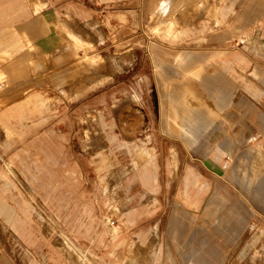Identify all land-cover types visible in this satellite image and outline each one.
<instances>
[{"label":"rangeland","instance_id":"rangeland-1","mask_svg":"<svg viewBox=\"0 0 264 264\" xmlns=\"http://www.w3.org/2000/svg\"><path fill=\"white\" fill-rule=\"evenodd\" d=\"M253 1L226 0L223 6L232 11L225 18L218 14L216 22L193 11L181 19L180 10H175L170 15L185 21L188 32L174 39L166 34L164 14L151 10L152 0H19L23 11L10 20L18 32L23 28L29 33L34 47L51 54L68 47L74 51L67 52L60 66L45 60L44 69L35 71L37 55L11 65L0 62L10 86L0 91V104L7 96L32 93L60 99L56 115L29 129L9 148L3 146L6 135L0 127V172L11 184L4 197L17 213L23 203L28 205L27 224L38 238V244H26L0 217V264H167V260L189 264V259L197 262L198 258L207 264H264V190H257L254 178L259 160L254 148L264 141V123L240 144H217L207 153L170 136L162 122L164 99L155 57L159 51L220 53L225 59L244 58L248 74L254 71L263 77L257 31L264 29V23H249L243 32L232 28L244 8L256 4ZM108 16L114 17L112 32L97 26ZM92 58L100 61L77 78L85 83L82 89H71L74 81L70 79L66 93L53 85L52 73ZM253 81L264 90L260 79ZM98 111L115 123L114 131L121 139L150 135L156 152V192L136 184L132 191L144 192L143 197L125 203L124 194L116 188L118 175L107 174L109 202L104 203L94 172L95 153L107 145L94 121ZM170 150L176 167L167 186L164 163ZM189 169L208 184V190L200 194L198 213L187 221L188 231L178 241L170 224L181 214ZM71 170L73 176L68 175ZM259 177L264 180L263 171ZM212 192L222 201L211 207L209 222L201 214ZM133 206L137 212L126 215Z\"/></svg>","mask_w":264,"mask_h":264},{"label":"crops","instance_id":"crops-1","mask_svg":"<svg viewBox=\"0 0 264 264\" xmlns=\"http://www.w3.org/2000/svg\"><path fill=\"white\" fill-rule=\"evenodd\" d=\"M225 2L226 0H152L151 10L164 14L166 34L176 39L188 32V25L180 18L171 16V12L180 10L181 19L188 11L204 13L205 17L216 22L218 14L225 18L232 11L231 7L223 6ZM253 2L256 4L247 5L236 17L232 24L233 30L241 29L243 32L249 23L254 25L259 22L261 25L264 23V4L261 7V0ZM262 2L264 3V0ZM22 11L23 5L19 0H4L0 3V62L11 65L18 59L37 55L39 60L34 71L44 69L45 60H51L56 67L66 62L67 52L74 51L71 47L52 54L46 53L33 46V38L25 29L21 28L19 32L17 31L15 22L10 19ZM115 18L118 21H124L122 15H116ZM112 19L114 17L108 16L97 26L101 25L108 32H112L114 30ZM97 26L93 29L95 30ZM95 32L101 37L102 33L99 30ZM257 35L261 38L259 51L264 57V29L262 27L261 31L258 29ZM219 54L196 51L184 54L159 51L155 54L164 99L162 122L165 132L170 136L183 139L205 153L210 152L217 144L221 146H228L233 142L240 144L249 139V136L264 123V111H262L264 104H261L264 90L253 81L257 78L264 83V76L260 78L254 71L248 74V62L244 58L225 59ZM99 61L95 58L77 60L72 65L52 73L51 81L55 87L66 93L67 81L73 80L71 89L78 91L85 83L77 78L88 73L91 64L99 63ZM8 79L9 76L0 71L1 92L9 90ZM59 101L58 97H49L40 93L7 96L0 104L4 106L0 109V127L6 135L4 148H9L15 139H22L28 134L29 129L40 126L56 115V105ZM94 121L101 128L107 142L106 146L95 153L98 160L94 165V172L102 185L104 203L107 205L109 202V189L104 183V175L107 174L118 175L116 188L124 194L122 200L125 203L135 199L140 200L143 197L144 192L132 191L136 184H139L142 189H147L152 193L156 192L158 190L154 176L157 171L156 152L150 135H145L143 138H119L114 131L115 123L109 122L103 111H98V116L94 118ZM123 129L125 132L128 131L125 127ZM246 131L249 133L248 136H245ZM219 151L217 154L220 153ZM254 151L259 155L254 178L257 190L262 193L264 180H260L259 176L261 171L264 172V141L257 144ZM25 152L28 154L29 149ZM16 158L24 168L27 167L25 161H22L18 155ZM31 163L38 165L36 159H32ZM175 167L174 152L170 150L165 155L164 163L167 186L170 185ZM68 175L73 176L74 171H69ZM10 186L5 175L0 172V217L26 244L36 245L38 238L27 224L28 205L23 203L19 208L20 212L17 213L4 197ZM207 190L208 184L201 182L198 175L189 169L184 176L182 191L184 200L179 206L181 214L173 217L170 224L171 232H176L174 236L176 240L181 241L187 233V221H191L198 213L202 202L200 194ZM111 194V196L115 195V191L113 190ZM221 201L217 193L212 192L201 216L210 222L213 215L211 207L217 203L221 204ZM137 210V206H133L126 215H132ZM232 215H234L233 212ZM145 238L146 234H142V240ZM38 249H42L41 245ZM39 252L44 260L45 254L42 250ZM49 259L56 262L54 253H50ZM188 262L189 264H207L203 258H198L197 262L189 259ZM170 263V260H167V264Z\"/></svg>","mask_w":264,"mask_h":264}]
</instances>
